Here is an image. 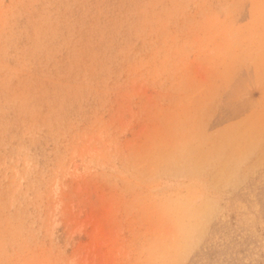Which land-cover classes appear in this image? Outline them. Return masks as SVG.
<instances>
[{"label": "rangeland", "instance_id": "1", "mask_svg": "<svg viewBox=\"0 0 264 264\" xmlns=\"http://www.w3.org/2000/svg\"><path fill=\"white\" fill-rule=\"evenodd\" d=\"M0 264H264V0H0Z\"/></svg>", "mask_w": 264, "mask_h": 264}]
</instances>
